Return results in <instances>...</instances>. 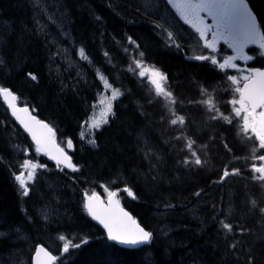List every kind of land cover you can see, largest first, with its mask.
Here are the masks:
<instances>
[{"label": "trees", "instance_id": "1", "mask_svg": "<svg viewBox=\"0 0 264 264\" xmlns=\"http://www.w3.org/2000/svg\"><path fill=\"white\" fill-rule=\"evenodd\" d=\"M248 1L264 30V0ZM148 13L132 0H0V87L56 128L77 169L37 152L0 93V264H32L38 244L59 264H247L249 256L264 264V181L248 170L264 163L254 158L264 151L252 152L258 141L228 103L239 96L227 79L236 71L190 58ZM72 39L88 63L67 59ZM144 68L166 74V93ZM98 71L121 97L107 122L87 131L104 91ZM193 151L201 165L183 163ZM234 167L241 175L221 183ZM115 191L153 232L150 245L119 247L90 218L85 194Z\"/></svg>", "mask_w": 264, "mask_h": 264}, {"label": "snow or ice", "instance_id": "2", "mask_svg": "<svg viewBox=\"0 0 264 264\" xmlns=\"http://www.w3.org/2000/svg\"><path fill=\"white\" fill-rule=\"evenodd\" d=\"M167 3L176 8L181 18L184 19L185 23L195 29L200 38L207 41L206 47L211 49L213 53L216 52V44L219 40H222L235 53L234 55L224 57L222 63H218L215 55L197 56L195 57L197 60H210L212 64H218L221 70H225L226 68L239 70V65L235 61H248L253 59L252 55L245 52V49L249 45H258L260 49H264V30L261 29L257 16L249 7L247 0H167ZM202 12L207 13V16L211 17V24L207 23L206 18L200 15ZM208 33L212 34L211 41H208ZM169 36H171V33H169ZM128 41L134 43L131 37L128 38ZM80 51L81 58H85L83 55L84 50L81 49ZM140 55H143V53H140ZM251 71L257 73L259 78L243 76L245 83L242 87L239 86L240 80L236 75H229L227 77L233 85H236L234 89L235 93H239L238 98L233 96L228 103L232 106V112L234 113V117L237 118V122L242 121L243 130H251L252 135L248 139L253 140L254 143L258 141V145L252 148V152L256 153L257 151L264 150V69L254 68ZM157 74L166 78V74ZM28 75L33 80L36 79L31 73ZM140 75L143 76L144 74L140 73ZM0 93L12 94L11 90L7 87H0ZM13 98H16L14 94ZM236 105H239V107H236ZM257 109H261V111L257 112ZM23 111L27 112L28 109L24 108ZM215 118L214 116L213 119ZM180 119L183 122V117ZM226 119L229 124L232 123L231 118ZM37 123L51 131L46 123L42 121H38ZM171 123L175 125L177 121L173 119ZM24 126L29 131H32L27 124ZM32 138L36 141L37 145L41 144V138L35 132L32 133ZM68 143L71 144V141ZM224 147L226 149L228 148L227 143L224 144ZM188 148H192L191 143L188 144ZM39 150V147H37L36 151L39 152ZM228 150L231 151L230 149ZM191 155L194 157V161L185 158L183 163L187 165L194 162L196 165H201V159L194 151ZM254 158L264 162V154H260ZM66 159L70 160L71 157H66ZM25 163L30 164L31 161H26ZM40 167L45 166L41 165ZM72 170L76 171L77 169L73 166ZM248 170L252 173L253 181H264V163L259 167L255 163H252ZM230 175H241L240 168L234 167L231 171L225 168L220 176V182L223 183ZM22 176L23 172L17 175L15 179L19 181V187L22 189L21 194L26 197L30 193V188L27 186L26 181L22 179ZM32 178V173H29V179ZM196 194L199 195V192ZM110 195L115 196L116 193L113 192ZM87 200L88 203L85 205L86 211L93 220L98 221L106 230V239L127 246L151 244L154 237L153 232L143 227L129 212L120 207L117 202L109 200L106 206H101L99 205L100 197L95 194L87 197ZM93 201L96 203H93ZM259 211L264 214V208H260ZM224 227L230 231L232 226L225 224ZM60 239L63 240L64 237L61 236ZM80 247V243L73 244L74 249ZM231 247L235 248L236 245L233 244ZM41 252L48 257L49 261H55L57 259L56 256H53L43 246L37 249L36 256H39ZM68 252L69 247L65 244L63 246V253ZM36 264H42V262L37 261ZM247 264H253V258L251 256H249Z\"/></svg>", "mask_w": 264, "mask_h": 264}, {"label": "rangeland", "instance_id": "3", "mask_svg": "<svg viewBox=\"0 0 264 264\" xmlns=\"http://www.w3.org/2000/svg\"><path fill=\"white\" fill-rule=\"evenodd\" d=\"M132 1L142 10L149 12L148 14L150 15L153 14L157 16L165 26H169V28L175 32L176 36L179 37L184 42V44L188 45L192 55H198V56L203 55L204 51L208 49L206 47L207 41L200 38L199 34L195 31V29H193L189 24L185 23L184 19H182L181 16L178 14L176 8H174L172 5H169L167 3V0H132ZM200 15L205 17L206 22L209 23L207 16L205 15L204 12H202ZM51 17L58 20L55 14L52 15V12L49 7L50 21H51ZM55 24H57V22H55ZM201 27L203 26L201 25ZM207 36H208V41H211L212 34L208 33ZM73 43L74 40L72 39L71 40L72 47L67 49L68 52L65 55L67 59L69 61H72V59L74 60V57L76 56V58L88 62L89 59L86 56L85 51H83V55L85 58L83 59L81 58L80 50L83 48L77 47L76 49L73 46ZM210 51L212 52L211 49ZM239 69H241L240 71L241 74L237 75V77L241 82L243 81V76H249V74H247V72L243 68H239ZM142 73L148 76L153 82H156L159 87L160 85L164 84V77H161L159 74H157L158 73L157 71L152 70L150 68H144L142 70ZM98 77L103 83L105 92L102 95H100V98L98 99V104H97L98 107L94 111L93 116L91 117L90 121L87 124L88 125L87 131L95 130L94 128H98L102 126L105 120L107 119V117L113 113L115 101L121 97V92L110 83L109 79L105 76L104 73L98 71ZM83 135L86 136V132L83 133ZM31 169L32 171L34 170V168ZM39 203H43V202L39 201ZM47 203L53 205L52 202H47Z\"/></svg>", "mask_w": 264, "mask_h": 264}, {"label": "water", "instance_id": "4", "mask_svg": "<svg viewBox=\"0 0 264 264\" xmlns=\"http://www.w3.org/2000/svg\"><path fill=\"white\" fill-rule=\"evenodd\" d=\"M249 7L251 8L250 5H249ZM252 11H253V9H252ZM257 20H258V18H257ZM258 23H259V21H258ZM252 77H256L257 79L259 78L258 74L254 73V72H252ZM3 96H4L5 101L7 102V106H8V109L10 111L11 116L17 122V124L20 126V128L30 137L32 142L34 144H36V141L32 138V133L35 132L36 135L41 138V144L40 145L36 144V145L39 148H41L42 152L44 154L48 155L49 159L51 161H53L54 163H56L58 165H61V166H64L65 168H71L72 159H70V160L66 159V157H69V155H67V153L56 142V139H55V136H54L55 135V130L50 126V124L48 122H46V121L40 120L37 116H35L29 107L19 106L17 104L16 98L15 99L13 98V93L12 94H4L3 93ZM24 108H27L28 111L27 112L23 111ZM259 110L260 109H257V112ZM21 121H23V123H21ZM38 121H42V122L46 123L49 126V128L51 129V131H49L46 128H43L42 125L37 123ZM25 124H27L29 126V128L32 129V131H29L28 129H26L25 126H24ZM97 196L100 197L99 205L106 206L108 204L109 201L105 202V200H104V198L102 196H100V195H97ZM87 197H91V196L86 195V204L88 203ZM109 200H113V201L117 202L119 204V206L122 207L120 205V202H119L118 193H116L115 196H110ZM93 203H96V202L93 201ZM126 211L129 212L128 210H126ZM131 216L134 217L132 214H131ZM94 221L99 226H101L103 228V226L100 225L98 221H96V220H94ZM105 232H106V230H105ZM114 243H116L117 245H119L121 247L128 248V249H135V248L144 246V245H141V246H127V245L119 244L117 242H114ZM41 246L46 248L43 244H39L37 246V248H36V251ZM36 251H35V254L33 256V264H36L37 261L42 262V264H56L57 259L55 261H49L48 257H46L43 252H41L39 256H36ZM52 255L55 256L53 253H52Z\"/></svg>", "mask_w": 264, "mask_h": 264}, {"label": "bare ground", "instance_id": "5", "mask_svg": "<svg viewBox=\"0 0 264 264\" xmlns=\"http://www.w3.org/2000/svg\"><path fill=\"white\" fill-rule=\"evenodd\" d=\"M10 90H11V89H10ZM11 91H12V90H11ZM58 260H59V259H58V257H57V261H56V264H59Z\"/></svg>", "mask_w": 264, "mask_h": 264}]
</instances>
